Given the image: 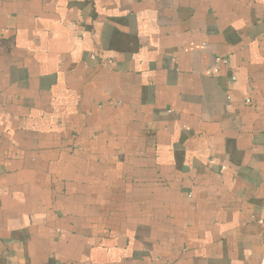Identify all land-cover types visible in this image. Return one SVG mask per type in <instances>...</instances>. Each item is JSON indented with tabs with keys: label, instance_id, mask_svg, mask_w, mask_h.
<instances>
[{
	"label": "crops",
	"instance_id": "obj_1",
	"mask_svg": "<svg viewBox=\"0 0 264 264\" xmlns=\"http://www.w3.org/2000/svg\"><path fill=\"white\" fill-rule=\"evenodd\" d=\"M263 205L264 0H0V264H264Z\"/></svg>",
	"mask_w": 264,
	"mask_h": 264
},
{
	"label": "built area",
	"instance_id": "obj_2",
	"mask_svg": "<svg viewBox=\"0 0 264 264\" xmlns=\"http://www.w3.org/2000/svg\"><path fill=\"white\" fill-rule=\"evenodd\" d=\"M234 78V77H232ZM259 223L263 226V232H264V205H263V214L261 218L259 219Z\"/></svg>",
	"mask_w": 264,
	"mask_h": 264
}]
</instances>
